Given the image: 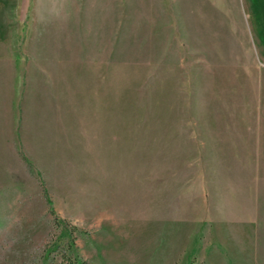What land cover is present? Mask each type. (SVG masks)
Instances as JSON below:
<instances>
[{"label":"rangeland","instance_id":"374dc122","mask_svg":"<svg viewBox=\"0 0 264 264\" xmlns=\"http://www.w3.org/2000/svg\"><path fill=\"white\" fill-rule=\"evenodd\" d=\"M262 180L264 0H0V264H264Z\"/></svg>","mask_w":264,"mask_h":264},{"label":"trees","instance_id":"16d2710c","mask_svg":"<svg viewBox=\"0 0 264 264\" xmlns=\"http://www.w3.org/2000/svg\"><path fill=\"white\" fill-rule=\"evenodd\" d=\"M21 159L27 164L29 165V162L27 160V158L25 156H23L22 154L20 155ZM42 192H43V196L46 198L47 203L51 206V201L49 198V194L46 190L45 187L42 188ZM50 211L54 214V222L56 223V225H60L63 226V224L66 222L64 219L62 220L61 218H59V216H57L54 212L53 209L50 208ZM63 229H65L66 231H68L69 235L73 234V230H75L76 228L74 226L69 227L66 226ZM73 238L71 237L67 243L66 246V250L64 252L61 253V258L62 261L66 264H89L88 261L84 258H82L76 250V245L75 242L72 240ZM49 252L47 250H45V255H47Z\"/></svg>","mask_w":264,"mask_h":264},{"label":"crops","instance_id":"0c3cea01","mask_svg":"<svg viewBox=\"0 0 264 264\" xmlns=\"http://www.w3.org/2000/svg\"><path fill=\"white\" fill-rule=\"evenodd\" d=\"M256 200H257V216L261 214V219L264 220V180L257 186L256 192Z\"/></svg>","mask_w":264,"mask_h":264}]
</instances>
